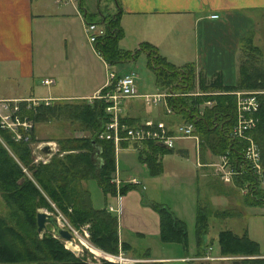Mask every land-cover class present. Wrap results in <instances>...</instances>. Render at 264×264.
<instances>
[{
  "label": "crops",
  "instance_id": "0c3cea01",
  "mask_svg": "<svg viewBox=\"0 0 264 264\" xmlns=\"http://www.w3.org/2000/svg\"><path fill=\"white\" fill-rule=\"evenodd\" d=\"M79 2L81 4L80 7ZM117 2L120 11L118 22L121 28V37L117 42L123 38L126 26L130 29H136L137 32L142 29L149 31L154 38V40H151L133 36L131 41L133 47L118 45L119 47L131 50L138 48L141 42H147L173 66L181 67L189 63L192 65L194 75L202 74V77H207L216 73L223 83L234 82L237 75L235 63L239 56L240 42H244L245 47L248 46L250 40L254 43L253 32L255 31L254 26L256 25L257 17L264 16V0H117ZM97 4L95 8L92 7L90 9L83 6L82 0H76L72 3H62L58 0H0V63L3 64L2 67L5 66V70L9 71L10 69L7 66H10L17 71L19 77L34 80L35 87H37L38 83L47 86L46 91L42 93H35L34 95L1 94L0 99H25L30 101L35 99L36 102L42 100L44 103L54 104L55 106L83 101L91 103L93 95L101 92L105 87L109 64L103 60L86 39L83 30L84 22H86L84 18L88 21L97 20L102 18V15L114 13L117 8L115 0H105L104 9H99ZM210 14H217V16L210 17ZM99 25L103 29V24ZM170 36L176 39H171ZM168 38L170 40H167ZM157 39L158 41H156ZM162 46H164V49ZM141 51L144 52L147 59V52ZM128 62L131 61H125L124 63ZM260 67L261 69L264 68V66ZM149 68L153 74V82L160 92L167 90V87L159 85L155 73L150 66ZM127 70L130 69L115 70V72L120 73ZM261 72L263 73V71ZM45 79H51L52 81L45 83ZM37 80L38 82H36ZM135 88L136 94L125 96L121 101L125 98L139 97L145 105L154 106L147 113H141V108L132 106L129 101L126 102V110H124L120 102L119 117L123 120L131 119V124L145 120H161L169 129H173L176 124L185 121L182 115L180 121H176L174 116L176 114L180 115V113L166 112L161 102L146 103L141 94L147 92L138 91L136 82ZM166 114H168L167 117ZM161 115L162 117L165 115L166 118L163 119ZM64 117L76 122L70 119L68 115ZM48 121L50 119L39 122ZM80 133L79 130H76L73 135L79 136L81 135ZM67 135L70 134L65 136ZM55 139L53 137L47 138L40 143H46L49 146L48 151L52 153L50 144H56ZM123 141L127 142V144H120L115 153V176L121 182L134 177L136 182L126 184L134 185L136 188L124 194L119 192L103 194L100 189L102 204H95L90 198L89 189L85 187V181H82L81 185L87 191L92 207H105L106 209L108 206L112 207V210H107L112 214L115 212L118 239L129 243V250H131V241L128 237L131 235L138 237L149 235L159 239L158 214L151 205L157 199L154 200L152 197L146 200L143 196L148 184H162L165 182L162 178V176L167 174L161 163L163 154L174 153L179 158L194 160V166L192 163L193 170L174 171L175 173L187 175L183 179L185 184L187 181L191 184L195 183V189L190 187V189L187 187L185 190L182 189L185 198L183 199L182 197V200H191L194 222L196 210L199 206L205 209L207 223V218L210 215H235V212L219 210L215 206L218 207L227 202L229 204L239 202L244 207L252 206L246 203L243 194L236 195L242 189L235 185L232 181V176L228 181H223L217 168L206 165V163L219 160V154L212 153L206 145L200 143L195 137L179 138L174 141L171 148L165 147L167 150L164 151L155 150L153 156L157 166L154 173H150L146 163L138 159L137 148L130 141ZM158 145L161 146V144ZM162 147L164 146L162 145ZM141 148L139 147V149ZM120 150L122 152L119 158ZM143 150L145 154L141 156L151 152L149 147L146 146L143 147ZM44 153L46 152L41 151V154ZM119 159L123 162L124 169H131L128 170L130 173L123 174L121 178L118 170ZM196 161L200 162L201 165H198ZM178 187L180 188L181 186L179 185ZM194 191L196 195L193 194ZM186 194L189 195L186 196ZM235 198H237V201H235ZM204 202L207 204H204ZM156 203L167 207L175 217L185 223L186 227L187 222L175 212V207L162 200H158ZM208 204L211 205V209L208 208ZM184 206L182 205V207ZM229 230L238 235L246 234L244 230L240 232ZM187 232L186 227L187 244L186 248L182 246L185 252L184 255L163 256L147 253L149 257L146 260L185 259L190 264H195L196 262L194 261L200 260L205 254L215 257L210 260H226L228 259L226 257L230 256L219 253L216 239V246L212 247L214 246L211 243L213 237H209L210 240L205 245H203L202 241L197 244L194 228L193 242L188 240ZM248 237L250 238V236ZM208 247L209 250H206ZM248 258H257L264 261V252H258V254Z\"/></svg>",
  "mask_w": 264,
  "mask_h": 264
},
{
  "label": "trees",
  "instance_id": "16d2710c",
  "mask_svg": "<svg viewBox=\"0 0 264 264\" xmlns=\"http://www.w3.org/2000/svg\"><path fill=\"white\" fill-rule=\"evenodd\" d=\"M115 3L117 8L112 14L102 15V18L92 21L84 18L86 22L103 24V33L95 38L93 48L107 64L133 60L138 50L146 51L148 66L155 73L159 85L176 93L166 97V103L172 111L192 122L194 131L212 153L225 154L235 167L241 165L239 172L232 175V181L237 187L245 189L243 196L246 203L252 206L264 204V93L256 94L259 106L253 114L256 118L255 126L250 130V135L259 148L260 175L243 158L244 141L228 134L235 120L234 95L228 91L264 85L260 68L249 59L260 51V47L249 41L245 48L246 55L248 53L249 56H245L238 63L234 82L223 83L218 74L210 80L198 74L200 91L193 93L190 90L194 83L191 64L173 66L147 42H141L138 48L132 50L118 46L117 41L121 37L118 22L120 11L117 0ZM80 5L79 2V7ZM106 89L104 87L101 92ZM206 100H210L211 104H204ZM106 105L107 102L102 98H93L91 103L83 101L60 106L44 103L42 100L36 103L25 99L18 100L16 115L19 119L36 123L47 121L55 114L63 112L76 121L79 129L86 132L79 136L56 138L57 149L44 162L33 161L32 143L38 140L33 134L32 125L27 140L13 139L11 131L0 126V197L5 206V210L0 213V264H90L84 257L75 256L63 246L58 237L49 232L37 235L35 212L38 208L54 211L55 207L75 226L87 223L90 240L106 252L117 254L119 250L130 248L129 243L118 239L115 215L105 207H92L87 191L80 185L81 180L94 178L103 194L122 193L131 186L122 184L115 188L111 181L114 171L112 140L96 137V133L109 117L104 110ZM119 120L132 123L131 119L123 120L119 117ZM19 131L23 132L21 127ZM119 143L127 144L123 140ZM131 144L136 147L134 142ZM144 146L149 147L151 152L141 156L145 154ZM139 147H136L138 159L146 163L150 173H154L157 164L153 152L167 148L153 141H143ZM41 151L40 148L39 152ZM151 205L158 214L159 239L163 242H178L186 248L185 223L164 205L156 202ZM206 229L205 209L199 206L194 222L197 244ZM216 240L221 255L258 254L256 242L244 233L238 235L229 229H221ZM84 253H87L86 250ZM143 256L149 257L146 250ZM243 261L264 264L260 263L263 260L257 258H242L241 262ZM160 263L154 260L137 264ZM101 264L115 263L102 260Z\"/></svg>",
  "mask_w": 264,
  "mask_h": 264
},
{
  "label": "rangeland",
  "instance_id": "374dc122",
  "mask_svg": "<svg viewBox=\"0 0 264 264\" xmlns=\"http://www.w3.org/2000/svg\"><path fill=\"white\" fill-rule=\"evenodd\" d=\"M99 1V2H98ZM105 0H82V4L84 7H88V8H95L96 4L99 6V9H104L105 5H104ZM103 3V4H102ZM99 24H102L101 22H97L96 25L100 26ZM255 31L253 32V39H254V43L258 46L261 47L260 48V52H258L255 56L249 58L251 61H253L252 63L254 65H256L258 68H260V71H263L264 73V68L261 69L260 66H264V16L262 17H257V22L256 25L254 26ZM180 34V33H179ZM133 36L135 37H143V38H148L151 40H154V38L152 37L151 33L149 31H144L143 29L141 31H136V29L133 28H129L128 26H126V29L124 30V35L123 38L117 42L118 45L121 46H125V47H133V44H131ZM178 37V36H177ZM171 39L175 38L170 36ZM120 39V38H119ZM118 39V40H119ZM164 40H166L165 38H163ZM176 39V38H175ZM167 40H170L169 38ZM158 41V39L156 40ZM252 42V40H251ZM253 43V44H254ZM240 47H239V56L237 57V62L235 63L236 65V70L238 67V63L242 60V58H244L245 56H249V54L247 53L246 55V51L245 48L248 46H244V42L241 43L240 42ZM132 45V46H130ZM164 49V46H162ZM134 49V48H133ZM132 50V49H131ZM260 53V55H259ZM245 54V55H244ZM127 61H131L128 63H124V62H118V63H113V64H109V66L107 67V70H124V69H131L134 71L135 74V81L136 82V86L138 87V91H146L147 93H153V92H160V90L158 89V87H156V84L153 82V74L149 68V66L147 65V59H146V55L144 54V52H142L141 50H138L136 52V56L134 57L133 60H127ZM2 63H0V95L1 94H15V95H19V94H35V93H42L44 91H46L47 86L38 83L37 87H35V84L33 83L34 80L32 81L30 78H24V77H19L17 71L15 69H13L10 66H7L10 70L7 71L5 70V66L2 67ZM262 73V77H264V74ZM216 73L212 74V76H207V77H203L206 80H210L211 77H214ZM199 75H194V83H193V88L190 89L191 92L193 91V93H197L200 91L197 79H198ZM201 77L203 76L202 74L200 75ZM237 78V75L235 77V79ZM235 81V80H234ZM38 82V80L36 81ZM50 87V86H48ZM237 90H248V91H252L255 94L262 92L264 93V85L262 86H256V87H251V88H245V89H237ZM236 90H231L228 91V93H232L234 95V101H235V94L233 93ZM167 97V96H166ZM142 99L139 97H131V98H125L123 99L121 102L122 104V108L124 110L125 109V105L126 102H130L132 106L134 107H139V109L141 108V113H147L148 110H150L154 105H145L142 101ZM36 102V101H35ZM205 104V103H204ZM210 105V104H209ZM64 113L60 112L55 114V116H53L51 120L50 117V121L48 122H44V123H33L30 120L27 119V121L33 126V134L35 136V138L38 140L36 142L32 143V152L34 153V156L36 154H39L38 152V148L36 147V145H43L42 143H40L42 140L47 139V138H58L61 136H65L66 134H70L73 135L74 131L79 130L81 133V135L85 134L86 132L79 129L77 126L78 124L76 122H72L70 121L68 118L64 117ZM168 116V114H166V117ZM162 117V115H161ZM165 115L162 117L163 119L166 118ZM174 119L176 121H180L181 119V114L179 115H175ZM255 126V125H254ZM195 135L197 136L198 141H200V143L202 142V139L197 135V133L194 131ZM250 134V133H249ZM14 139V138H13ZM253 139V138H252ZM16 140V139H15ZM111 140V139H110ZM254 141V140H253ZM120 142V141H119ZM255 142V141H254ZM142 144V143H141ZM204 144V143H203ZM120 143H118L117 145V149L119 148ZM205 145V144H204ZM55 148L57 149V146L55 144ZM56 149L54 151H56ZM114 149V146H113ZM116 149V150H117ZM116 150H114V171L112 173V176H115V170H116V158H115V153ZM53 151V152H54ZM121 150L119 151V158L121 156ZM222 155V154H219ZM218 155L219 160H217L216 162H210V163H206V165H210L213 166L214 168H217L218 163H220V157ZM33 156V158H34ZM48 159V157H47ZM47 159H45L44 161H46ZM191 160V161H190ZM185 159V158H179L176 154L174 153H166L162 155V159H161V163L163 166V169L166 170L165 172L167 173L165 176H162V178L164 179L165 182H163L162 184L160 183H153V184H148L147 188L145 189V193L143 198H145L146 200L148 198H152L154 200H156V202L158 200H162L165 201L166 203L170 204L171 206L175 207V212L180 215L181 217H183L185 219V221L187 222V235H188V240L190 242L194 241V235H193V228H194V212L193 209L191 208V200L189 201V199L187 200H182L184 198L183 195V190H185V188H192L195 189V183H187L185 184L184 180L187 175H185L184 173H175L174 171L176 170H193V166H194V160L193 159ZM34 161V160H33ZM37 161H41V160H36L34 162ZM41 161V162H44ZM229 162H231L228 159ZM260 161V160H259ZM123 162H121V160L119 159V164H118V170H119V174H120V178L123 176V174H127L130 173L128 172V168L123 167L122 165ZM193 163V166H192ZM196 163H198V165H201L200 162L196 161ZM260 163V162H259ZM126 171V172H123ZM182 172V171H181ZM185 177V178H184ZM183 180V181H182ZM82 181H85L86 185L85 187L87 189H89L90 191V198L92 200L93 203H101L102 204V193L100 191L99 186L97 185V182L94 178H88V179H83L80 181V185L82 183ZM171 181V183H170ZM181 181V182H180ZM224 181V180H223ZM126 183H131L128 181V179L124 180L123 182L119 181V185L120 184H126ZM181 186L180 188L178 186ZM261 185H263V182L261 183ZM115 188L116 185L114 184ZM82 187V185H81ZM136 188L134 185H131L129 187H127L122 193L120 194H124L132 189ZM189 188V189H190ZM242 190L240 192H237L236 195H242L245 192L244 188H241ZM188 190V189H187ZM190 194V192H188ZM185 194V192H184ZM189 194H186V196H188ZM193 194L196 195V192L194 191ZM189 201V202H188ZM235 201H237V198H235ZM188 202V203H187ZM52 203V202H51ZM190 203V204H189ZM53 204V203H52ZM204 204H207L204 202ZM182 205H185L184 207H182ZM177 207V208H176ZM216 209L219 210H227V211H231V212H235V215L229 216V215H223V216H208V223H207V231L206 233H203L202 237H201V241L203 243V245L207 244L208 241L210 240L209 237H213V239L211 240L212 247L216 246V233L218 230L220 229H232L235 232H240L242 230L245 231V233L250 236V238L252 240H254L256 242V251L257 252H264V204L262 205H256V206H241L239 204V202H235V203H230L227 202L226 204H222L219 205L218 207L215 206ZM208 208L211 209V205L208 204ZM45 211V208H41ZM207 209V208H206ZM5 210V206L3 204V201L1 200L0 197V213L3 212ZM208 210V209H207ZM53 213L55 216H58L59 219V223H62L64 227H66L67 225L65 224L68 223L69 226H71L73 229H76L80 234H82L81 231V227L84 226L86 228V235H81L82 236V240L84 241V244L86 247H84L83 245L79 244L78 240H74V242L72 241L70 244L73 245L74 243L79 246L80 245V250L78 251V253H73L75 256L78 257H84V259L89 262L90 264H101L102 260H106L109 262H113L115 264H137L138 262H148L149 260H146L147 257H144V250L147 251L148 254L151 255H165V256H180V255H184V251L182 249V246L180 245V243H175V242H165L163 243L162 241H160L159 239H157L156 237H151L149 235H146L144 237H138V236H130L128 237V239L131 241V250L127 249V250H119V253L122 257H124L125 259L122 261H119L117 259V257H114L117 254L114 253H109L104 251L103 249H101L99 246L95 245L89 238V232L87 229L88 224L87 223H83L80 224L78 226H75L71 223L68 222L67 218L65 217V215L59 211L57 208L54 207V211H48ZM115 214V212H114ZM47 227H49L48 225H46ZM130 234V233H127ZM59 238V237H58ZM62 242L63 240L61 238H59ZM74 246V245H73ZM74 248H76L74 246ZM69 249V248H68ZM70 250V249H69ZM86 250L87 253H84V251ZM206 250H209V247L206 248ZM186 253H190V252H186ZM205 254V253H204ZM107 256L109 258H107ZM205 256H207L205 254ZM230 256H235L231 259H216V260H210L207 257H202L200 260H195L194 262H196L195 264H232V260H237L239 263L237 264H255L253 262H249V261H243L241 262L242 258H248L251 257L249 255H237V254H232ZM160 264H190V262L188 260L185 259H172V260H165V261H160ZM193 262V263H194ZM264 263V261L262 262Z\"/></svg>",
  "mask_w": 264,
  "mask_h": 264
},
{
  "label": "built area",
  "instance_id": "2783aa9c",
  "mask_svg": "<svg viewBox=\"0 0 264 264\" xmlns=\"http://www.w3.org/2000/svg\"><path fill=\"white\" fill-rule=\"evenodd\" d=\"M62 3H72L76 0H58ZM210 17H216L217 14H210ZM83 30L88 42L93 46L95 38L103 33V29L100 26H97L94 22H84ZM51 79H45V83H50ZM135 74L133 70H127L120 72L117 75V72L110 70L106 75L105 87H107L105 92H99L93 95V98H102L107 102V105L104 107V110L108 113L109 117L104 122L101 130L96 133V137L103 139H111L114 150L117 149V145L121 140H127L134 142L136 147L141 146L143 141H153L158 144L163 145L164 147L171 148L174 144V141L183 138V137H195L197 136L194 133V126L190 121H181L175 125L173 129H169L166 124L161 121H151L145 120L143 122H137L134 124H126L119 120V110H120V101L125 96H131L136 94L135 88ZM235 94V120L231 127L228 130L229 136L232 138L242 139L244 141V146L242 148L243 158L248 162L250 167L258 175L261 174V165L259 161V148L257 144L253 141L250 133V130L254 127L256 123V118L253 116L254 112L259 106L256 94L248 90H236L233 92ZM176 93L170 92L169 90H163L161 92L153 93H143L141 94L143 100L146 103H157L161 102L166 112H172L171 107L166 103V96L175 95ZM11 101V102H10ZM17 101L18 100H7L0 99V126L8 128L14 139H28V132L31 129V124L27 119H19L16 115L17 110ZM33 103L35 99L31 100ZM205 104H211L210 100H206ZM19 127L22 128L23 132L19 131ZM52 151H54L55 144H50ZM39 149L41 145H36ZM50 151L44 154H36L33 158L34 161L41 160L44 161L49 157ZM220 163L217 165V170H219L222 180L228 181L233 174L239 172L241 165L238 164L236 167L233 163L228 161V157L225 154L220 155ZM198 164V163H197ZM111 181L118 187L119 180L116 176L111 178ZM129 182H136L134 177L128 178ZM121 185V184H120ZM108 210H112L111 206L107 207ZM57 221L59 222L58 216H56ZM62 227L63 224L59 223ZM66 228L71 236L72 241L78 240L79 244L83 245L84 241L81 239L82 234L86 235V228L81 227L82 234H80L76 229H73L69 226L68 223ZM63 240V246H66V242L71 243L70 240ZM76 247V252L80 250V245ZM119 261H123L125 258L120 254L115 255ZM208 259L215 258L214 256H204ZM235 256H228L226 258L231 259ZM107 258H109L107 256Z\"/></svg>",
  "mask_w": 264,
  "mask_h": 264
},
{
  "label": "water",
  "instance_id": "95a60500",
  "mask_svg": "<svg viewBox=\"0 0 264 264\" xmlns=\"http://www.w3.org/2000/svg\"><path fill=\"white\" fill-rule=\"evenodd\" d=\"M48 148L49 146L46 143H44L41 146V150L44 152H49ZM35 224H36V231L38 236H40L42 232L47 231L52 236L59 237L67 241L72 240V236L70 232L59 224L56 216L51 212L38 208L35 212ZM46 225H48L49 227H47ZM66 246L72 252H76V248H74V246L71 245L70 243L66 242ZM237 263H239L237 260H232V264H237Z\"/></svg>",
  "mask_w": 264,
  "mask_h": 264
}]
</instances>
